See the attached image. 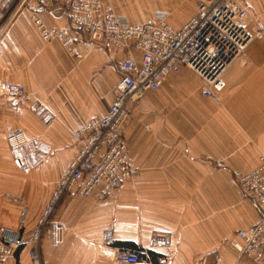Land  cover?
<instances>
[{
    "label": "crops",
    "instance_id": "crops-1",
    "mask_svg": "<svg viewBox=\"0 0 264 264\" xmlns=\"http://www.w3.org/2000/svg\"><path fill=\"white\" fill-rule=\"evenodd\" d=\"M117 1L110 0L113 6ZM236 1L248 13L247 27L262 37L227 74L219 102L204 98L200 79L187 67L168 76L157 92H145L123 130L136 179L106 199L98 193L89 199L65 197L55 214L66 227L64 243L55 248L42 241L44 264H116L115 250L102 244L108 228L123 249L134 244L142 250L153 237L168 238L167 247L151 250L138 264L239 263L231 239L261 219L233 174L253 170L264 156V0ZM34 17L49 28L70 31L76 61L59 42L42 41ZM129 54L142 59L137 50L88 39L60 5L0 0V88L7 82L22 85L41 105L37 112L17 115L0 94V128L20 129L28 141L19 157L28 168L20 184L25 246L3 264H32L28 240L77 154L72 134L105 116ZM145 125L152 130L144 131ZM5 143L8 148L0 131V179ZM12 168L8 179L15 184V159ZM241 263L253 264L245 258Z\"/></svg>",
    "mask_w": 264,
    "mask_h": 264
},
{
    "label": "built area",
    "instance_id": "built-area-1",
    "mask_svg": "<svg viewBox=\"0 0 264 264\" xmlns=\"http://www.w3.org/2000/svg\"><path fill=\"white\" fill-rule=\"evenodd\" d=\"M44 1L66 9L72 25L88 39L102 40L109 47L129 52L137 50L142 53V59L138 61L132 54L127 56L116 86V97L105 116L94 118L73 132L77 154L55 185L28 240L32 264H44L41 249L45 238L55 248L64 243L66 227L55 219V214L65 197L89 199L98 193L106 199L136 179L123 130L133 107L145 92H157L168 76L187 67L200 79L204 98L217 103L225 89L227 74L252 41L262 37L261 32L246 27L248 13L233 0H195V13L179 28L161 16L145 23L124 22L110 0ZM33 20L43 42H59L68 56L77 60L76 41L69 30L49 28L40 17ZM0 94L12 103L17 115L40 109V102L22 85L4 83ZM27 143L20 129L11 131L7 137L8 148L14 154L21 153ZM20 168L28 169L25 164ZM233 177L242 194L255 201L261 219L254 226L237 231L230 244L238 254V264H242V258L253 264H264V156L256 168L236 171ZM102 244L115 250L116 264H138L141 256L167 247L169 241L165 236L153 237L140 251L123 249L116 244L114 230L108 228L102 233ZM22 246L25 241L21 234L2 230L0 264Z\"/></svg>",
    "mask_w": 264,
    "mask_h": 264
},
{
    "label": "rangeland",
    "instance_id": "rangeland-1",
    "mask_svg": "<svg viewBox=\"0 0 264 264\" xmlns=\"http://www.w3.org/2000/svg\"><path fill=\"white\" fill-rule=\"evenodd\" d=\"M233 1L235 3L237 2L236 0ZM236 4H238V2ZM114 6L116 8L115 11L120 16L135 24L145 23L161 16L165 17L166 21L171 26L179 28L195 13L197 4L195 0H118ZM248 24L249 17L245 20L246 27ZM5 127L6 128L3 130L0 128V131H2V135H4L7 140L8 135L11 133V128H8L7 125H5ZM143 130L150 132L152 128L145 125L143 126ZM9 151L10 150H8L5 143V147L1 150L3 155L1 154L0 231L2 232V230H7L9 232L22 235L21 227L23 221L21 222V208L23 207V204L20 191L22 190L21 185L23 184L22 182L24 181L26 175L25 171H22L20 168L22 162L19 160V157L24 150L19 154H14ZM13 159L16 160L17 164L15 184L10 183L8 179L10 170L11 173L13 171Z\"/></svg>",
    "mask_w": 264,
    "mask_h": 264
},
{
    "label": "trees",
    "instance_id": "trees-1",
    "mask_svg": "<svg viewBox=\"0 0 264 264\" xmlns=\"http://www.w3.org/2000/svg\"><path fill=\"white\" fill-rule=\"evenodd\" d=\"M128 245H129L128 248H130L131 250L140 251V248H138L136 245H134V244H128ZM21 248L18 249V252L21 250Z\"/></svg>",
    "mask_w": 264,
    "mask_h": 264
}]
</instances>
